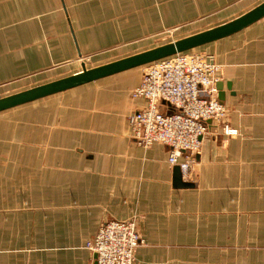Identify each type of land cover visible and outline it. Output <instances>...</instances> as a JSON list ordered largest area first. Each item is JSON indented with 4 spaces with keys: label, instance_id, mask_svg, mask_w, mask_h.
I'll list each match as a JSON object with an SVG mask.
<instances>
[{
    "label": "crops",
    "instance_id": "0c3cea01",
    "mask_svg": "<svg viewBox=\"0 0 264 264\" xmlns=\"http://www.w3.org/2000/svg\"><path fill=\"white\" fill-rule=\"evenodd\" d=\"M262 3L0 0V84L76 75ZM185 52L215 55L216 94L238 132L209 122L194 186L175 185L167 145L131 135L144 65L0 112V264H97L87 241L131 218L144 240L137 264H264V16Z\"/></svg>",
    "mask_w": 264,
    "mask_h": 264
},
{
    "label": "built area",
    "instance_id": "2783aa9c",
    "mask_svg": "<svg viewBox=\"0 0 264 264\" xmlns=\"http://www.w3.org/2000/svg\"><path fill=\"white\" fill-rule=\"evenodd\" d=\"M218 69L211 53H177L146 64L140 84L131 92L132 98L146 102L127 116L133 139L144 147L167 145L170 164L179 166L186 182L193 181L209 122L224 134L238 133L226 123L228 109L216 94ZM162 102L171 110L163 109ZM143 243L137 219L131 218L101 223L86 247L97 256V264H137L135 250Z\"/></svg>",
    "mask_w": 264,
    "mask_h": 264
},
{
    "label": "water",
    "instance_id": "95a60500",
    "mask_svg": "<svg viewBox=\"0 0 264 264\" xmlns=\"http://www.w3.org/2000/svg\"><path fill=\"white\" fill-rule=\"evenodd\" d=\"M263 16L264 3L260 4L248 13L236 18L231 22L209 29L207 31L188 36L173 43L165 44L153 48L151 50L135 54L109 64H105L103 66H99L92 69H87L86 67H83V72L78 73L76 75H71L59 80H55L0 98V112L99 79L101 77L119 71H123L141 65H146L153 61L199 47L208 42L217 40L219 38L237 32ZM216 87L219 89L218 85ZM168 109L171 110L169 106ZM175 168L177 173L175 178V185L177 187L194 186L192 182H184L182 180L179 166H175ZM96 257L97 256L95 255V259Z\"/></svg>",
    "mask_w": 264,
    "mask_h": 264
},
{
    "label": "rangeland",
    "instance_id": "374dc122",
    "mask_svg": "<svg viewBox=\"0 0 264 264\" xmlns=\"http://www.w3.org/2000/svg\"><path fill=\"white\" fill-rule=\"evenodd\" d=\"M143 72H144V67L142 68V75H143ZM39 82H40V79H38V78H29V79L27 78V79H20L18 82L13 81L8 85H5L2 83V84H0V98H2L4 96L11 95V94L16 93L18 91H22V90H25L28 88H32ZM3 85H5V86H3ZM28 117H30V116H28Z\"/></svg>",
    "mask_w": 264,
    "mask_h": 264
}]
</instances>
